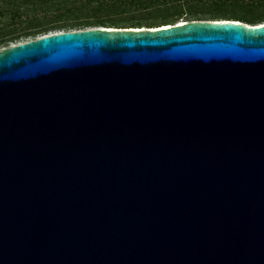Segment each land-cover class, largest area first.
<instances>
[{
	"label": "water",
	"instance_id": "obj_1",
	"mask_svg": "<svg viewBox=\"0 0 264 264\" xmlns=\"http://www.w3.org/2000/svg\"><path fill=\"white\" fill-rule=\"evenodd\" d=\"M0 264H264V24L1 50Z\"/></svg>",
	"mask_w": 264,
	"mask_h": 264
},
{
	"label": "trees",
	"instance_id": "obj_2",
	"mask_svg": "<svg viewBox=\"0 0 264 264\" xmlns=\"http://www.w3.org/2000/svg\"><path fill=\"white\" fill-rule=\"evenodd\" d=\"M201 8H213L212 17L191 21L264 24V0H0V51L52 33L173 26Z\"/></svg>",
	"mask_w": 264,
	"mask_h": 264
},
{
	"label": "rangeland",
	"instance_id": "obj_3",
	"mask_svg": "<svg viewBox=\"0 0 264 264\" xmlns=\"http://www.w3.org/2000/svg\"><path fill=\"white\" fill-rule=\"evenodd\" d=\"M201 9L199 11V16H197V14H196V17L192 16L191 13L186 12V14L181 18L180 22L181 23H183V22H192L191 20L196 19V18H200V17H203L204 19H209L210 17H212L211 11H214L213 8L212 9L211 8H206V9L201 8ZM185 10L187 11L188 9L185 8ZM229 10H232V9H229ZM193 12H195V9H193ZM238 14H245V12L244 11H238ZM26 41H29V40L25 39L24 42H26Z\"/></svg>",
	"mask_w": 264,
	"mask_h": 264
}]
</instances>
